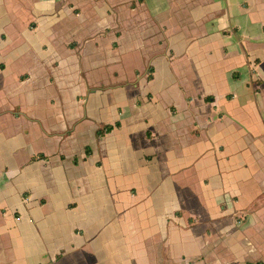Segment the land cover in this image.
Returning <instances> with one entry per match:
<instances>
[{"label":"crops","instance_id":"0c3cea01","mask_svg":"<svg viewBox=\"0 0 264 264\" xmlns=\"http://www.w3.org/2000/svg\"><path fill=\"white\" fill-rule=\"evenodd\" d=\"M257 260L264 0H0V264Z\"/></svg>","mask_w":264,"mask_h":264},{"label":"trees","instance_id":"16d2710c","mask_svg":"<svg viewBox=\"0 0 264 264\" xmlns=\"http://www.w3.org/2000/svg\"><path fill=\"white\" fill-rule=\"evenodd\" d=\"M114 124L117 125L118 122H115ZM111 127H112L111 124H105L102 128L97 129V130H96V133H97V134H100V133H102L104 130H109ZM87 149H88V148L85 147V151H86V152L88 151ZM231 264H233V263H231ZM246 264H264V261L257 260V261H254V262H252V263H251V262H248V263H246Z\"/></svg>","mask_w":264,"mask_h":264}]
</instances>
